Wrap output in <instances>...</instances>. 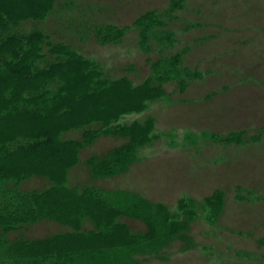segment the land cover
I'll return each mask as SVG.
<instances>
[{"label":"rangeland","instance_id":"obj_1","mask_svg":"<svg viewBox=\"0 0 264 264\" xmlns=\"http://www.w3.org/2000/svg\"><path fill=\"white\" fill-rule=\"evenodd\" d=\"M53 1L42 26L67 31L102 71L88 77L79 116L103 130L65 129L76 116L56 126L62 140L92 138L64 154L62 196L92 188L89 208L99 201L100 220L116 227L100 222L99 233L86 217L75 229L21 207L32 222L0 226V253L7 240L18 255L71 245L72 264H264V0ZM85 24L112 33L81 37ZM6 77L1 113L16 97ZM10 119L7 137L21 130ZM6 159L3 169L24 167ZM52 179L2 181L28 197Z\"/></svg>","mask_w":264,"mask_h":264},{"label":"trees","instance_id":"obj_2","mask_svg":"<svg viewBox=\"0 0 264 264\" xmlns=\"http://www.w3.org/2000/svg\"><path fill=\"white\" fill-rule=\"evenodd\" d=\"M55 6L53 0H0V78L7 76L16 92V97L8 100L9 106L6 98L2 113L0 108V133L4 129L5 135L4 138L0 136V162H3V158L7 161V156H13L22 161L24 166L3 169L0 165V226H3L5 232L17 227V224L21 223L22 226L31 223L29 210L20 212V208L33 210L37 206L43 216L59 220L65 226L75 229L86 217L92 219L97 228L101 222V226H105L104 231L116 227L114 222L104 223V218L100 220L99 212L103 207H100L99 201L94 203L93 208H89V202L96 201L88 199L92 188L77 192L65 187L66 194L62 196L64 154L73 146L92 138L82 141L62 140L56 126L64 116H76L78 118L67 122L65 129L86 128L84 136L92 131L94 135L103 130L102 127L91 129L92 124L99 123L95 118L79 116L82 112L81 103L92 93V90L89 91L90 85H87L88 77L93 70L98 73L102 71L98 64L93 68L88 66L84 54L68 43L70 35L67 31L46 30L42 26L48 16L56 12ZM85 25L81 37L89 33L98 35L100 31L101 37H110L112 33L103 32L102 27L96 24ZM13 115L22 120V123L18 122L21 130L7 137L5 131L13 126L10 119ZM104 122L101 124L103 127L106 126ZM25 167H29V171ZM35 172L53 178L44 191L30 193L26 197L19 190L4 188L2 180L12 177L15 183H19ZM7 196H15V202H6L4 198ZM101 226L99 233L103 232ZM74 233L60 234L55 238ZM1 239L6 240V235H1ZM4 243L6 246L0 253V264H72L74 259L70 258L78 253L70 245L64 251L40 250L18 255L14 248L16 244L7 240ZM78 248L84 253L91 250Z\"/></svg>","mask_w":264,"mask_h":264}]
</instances>
